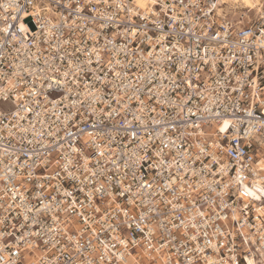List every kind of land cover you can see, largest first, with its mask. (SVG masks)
<instances>
[{
    "label": "built area",
    "instance_id": "built-area-1",
    "mask_svg": "<svg viewBox=\"0 0 264 264\" xmlns=\"http://www.w3.org/2000/svg\"><path fill=\"white\" fill-rule=\"evenodd\" d=\"M264 0H0V264H264Z\"/></svg>",
    "mask_w": 264,
    "mask_h": 264
},
{
    "label": "bare ground",
    "instance_id": "bare-ground-1",
    "mask_svg": "<svg viewBox=\"0 0 264 264\" xmlns=\"http://www.w3.org/2000/svg\"><path fill=\"white\" fill-rule=\"evenodd\" d=\"M236 1H241L242 4L248 7H253L258 2V0H236ZM258 166L260 168H264V159L259 161ZM255 190H258L264 193V188H262L259 184L256 185ZM249 264H252V263L249 262Z\"/></svg>",
    "mask_w": 264,
    "mask_h": 264
}]
</instances>
